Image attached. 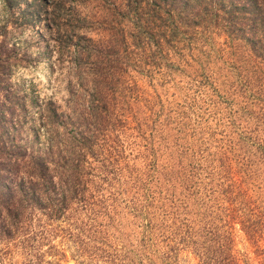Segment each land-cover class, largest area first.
Returning <instances> with one entry per match:
<instances>
[{
  "label": "rangeland",
  "instance_id": "rangeland-1",
  "mask_svg": "<svg viewBox=\"0 0 264 264\" xmlns=\"http://www.w3.org/2000/svg\"><path fill=\"white\" fill-rule=\"evenodd\" d=\"M124 2L84 1L93 36L105 37L102 27L112 25L113 5ZM142 2L150 6L152 0ZM35 30L15 38L29 44L31 57L38 49ZM126 30L124 42L118 32L113 40L122 41L116 49L123 80L111 84L109 160L105 170L93 171L95 204L76 208L72 229L66 216L48 223L41 250L48 239L63 248L64 257L54 254L58 264H196L194 239L213 249L222 242V255L231 253L234 264H264V92L248 89L235 64L223 60V34L178 33L173 37L182 45L162 58L153 42L134 48L132 26ZM53 58L45 52L13 72L32 79L40 95L63 103L65 73L52 67ZM217 70L229 94L224 86L214 89ZM243 219L258 221L255 235L247 233ZM80 229L90 236L89 247L123 252L112 262L100 252L92 259L76 256L71 231ZM208 235L214 240L205 242Z\"/></svg>",
  "mask_w": 264,
  "mask_h": 264
},
{
  "label": "trees",
  "instance_id": "trees-1",
  "mask_svg": "<svg viewBox=\"0 0 264 264\" xmlns=\"http://www.w3.org/2000/svg\"><path fill=\"white\" fill-rule=\"evenodd\" d=\"M84 1L0 0V264L20 259L23 264H58L54 254L64 257L63 248L48 239L41 250L50 230L46 226L66 216L72 229L76 208H93V171L96 166L105 170L109 160L111 84L123 80L116 46L125 41L126 26L135 33L134 48L153 42L162 58L182 45L173 37L178 33L223 34V60L235 64L248 89L258 96L264 92V0H152L150 6L125 0V7L113 5L112 25L102 27L105 37L91 34L93 20L83 12ZM28 28L37 33L34 57L27 52L28 43L15 39ZM117 32L122 41H113ZM45 52L54 53L52 67L66 74L63 103L40 95L32 79L13 72L39 61ZM216 78L214 89L224 86L229 94L219 70ZM257 222L243 219L242 224L255 235ZM71 235L76 256L92 259L100 252L112 262L123 252L105 251L95 243L89 247L90 236L82 229ZM205 240L214 239L208 235ZM192 243L198 246L196 264L236 263L231 253L222 255V242L214 249L202 241ZM45 252L51 257L45 259Z\"/></svg>",
  "mask_w": 264,
  "mask_h": 264
}]
</instances>
